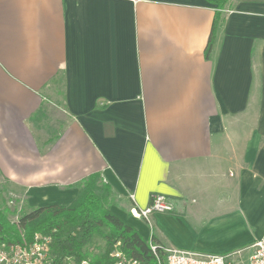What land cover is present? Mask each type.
<instances>
[{
	"label": "crops",
	"instance_id": "1",
	"mask_svg": "<svg viewBox=\"0 0 264 264\" xmlns=\"http://www.w3.org/2000/svg\"><path fill=\"white\" fill-rule=\"evenodd\" d=\"M0 0V175L31 206L98 172L145 240L264 235V0ZM170 212H132L151 194ZM133 195V199L130 197Z\"/></svg>",
	"mask_w": 264,
	"mask_h": 264
},
{
	"label": "trees",
	"instance_id": "2",
	"mask_svg": "<svg viewBox=\"0 0 264 264\" xmlns=\"http://www.w3.org/2000/svg\"><path fill=\"white\" fill-rule=\"evenodd\" d=\"M219 10L209 38L211 45L229 0H213ZM76 197L66 204L31 206L25 202L20 215L10 221V210L0 201V232L8 241L29 240L39 232L51 238V255L89 258L94 264L111 263L108 254L116 247L142 264H157L147 240L111 209L119 194L100 173H91L79 182Z\"/></svg>",
	"mask_w": 264,
	"mask_h": 264
},
{
	"label": "built area",
	"instance_id": "3",
	"mask_svg": "<svg viewBox=\"0 0 264 264\" xmlns=\"http://www.w3.org/2000/svg\"><path fill=\"white\" fill-rule=\"evenodd\" d=\"M130 197L133 199L132 194ZM172 210V203L160 193L151 194L148 206L132 208V212L143 218L150 226L152 213ZM147 242L157 264H264V235L255 239L249 246L251 253L246 261L241 258L244 249L223 254L212 253L163 245L154 241L151 235ZM50 244L51 238L39 232L34 233L31 239L23 238L20 242L8 241L0 232V264H94L89 258L78 260L66 256L57 259L50 253ZM108 257L110 264H142L140 260L127 256L118 247L114 248Z\"/></svg>",
	"mask_w": 264,
	"mask_h": 264
},
{
	"label": "rangeland",
	"instance_id": "4",
	"mask_svg": "<svg viewBox=\"0 0 264 264\" xmlns=\"http://www.w3.org/2000/svg\"><path fill=\"white\" fill-rule=\"evenodd\" d=\"M0 201L10 210L9 219L15 221L25 206L22 189L4 180L0 175ZM251 249V248H250Z\"/></svg>",
	"mask_w": 264,
	"mask_h": 264
}]
</instances>
